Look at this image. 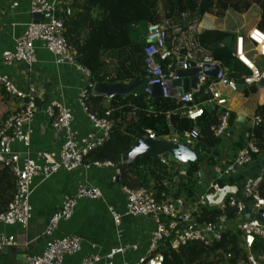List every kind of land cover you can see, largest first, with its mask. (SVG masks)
Listing matches in <instances>:
<instances>
[{"label": "built area", "instance_id": "obj_1", "mask_svg": "<svg viewBox=\"0 0 264 264\" xmlns=\"http://www.w3.org/2000/svg\"><path fill=\"white\" fill-rule=\"evenodd\" d=\"M30 12L32 16L47 15L49 17L27 24L22 36L16 39L15 46L3 52L2 60L8 66L22 67L24 65L34 68L38 64L37 49L41 44L42 48L56 57L58 64L75 67L85 80L80 103L83 113L92 123L93 128L87 135L80 136L73 129L75 112L57 101H52L46 106L45 114L51 121L53 130L61 135L60 139L58 138L60 147L56 152L41 150L35 158H31L26 151L30 150L32 138L35 135L31 122L37 113L38 87L31 83L21 84L14 77L0 71V102L13 99L21 104V107L8 115L0 126V164L10 168L17 182L14 200L7 211L0 215V250L3 247L17 245L13 237L5 234V227L28 228L33 215L30 200L36 179L47 181L60 172L71 174L80 168L89 169L91 166L115 168L113 181H117L120 176V170L110 162L85 163L86 158L93 151L101 148L110 139L114 123L109 119V110L105 117L98 118L91 114L85 105L84 100L90 92H93L95 81L92 79L91 72L77 62L76 52L65 38L64 17L72 14V8L60 4L57 0H30ZM199 23L165 20L148 24L143 49L144 78L154 85L161 86L165 96L168 93L167 83L179 81L181 79L179 73L192 68L191 64L200 70L205 67L218 68L219 73L216 78L204 73L199 74L196 88L177 97V101L188 106L185 115L192 121L202 117L206 108L219 107L222 112L214 133L217 138L224 140L230 137L232 111L226 107V100L216 90V86L235 91L238 84L227 78L228 68L215 59L200 43ZM251 54L264 58V31L257 27L249 31L247 37L238 35L236 41L234 57L251 72L244 78L245 87L258 85V82L264 79V67H258L251 59ZM205 87L212 99L207 104H194L195 95ZM260 121V118L256 117L257 126ZM146 132V137L152 140L160 139L151 130ZM198 136L199 129L194 128L191 132L181 135L172 132L163 139L195 145ZM244 142V147L233 160L216 161L213 167L216 175L214 181L201 185L204 188L200 187L191 199L181 196L177 200L169 199L159 202L147 189L123 188L126 196V212L122 214L114 207L109 208L120 241L118 246L110 248L107 252L93 253L83 258L79 264H164L162 250H178L194 242L209 246L219 241L222 234L227 231L242 233L243 247L248 252V264H264V257L251 252L256 238L264 241V191L261 190L264 172L245 175L258 163L262 153L251 141L249 133L244 135ZM16 144L23 147L26 156L22 152L13 150ZM161 162L166 166L171 164L165 159H161ZM186 176L187 169L180 167L179 177ZM232 178L238 180L237 187L242 198L228 196L220 206L211 207L207 196L213 194L214 189L220 186V181L226 183ZM82 199L101 200L102 192L99 187L81 185L75 193L65 195L61 207L52 215L43 233L45 239L43 252L29 257L30 264H63L66 258L74 257L81 252L83 239L80 236L56 237V232L61 223L72 219ZM214 210L221 212L215 221L200 222L203 211ZM228 211H235L234 219L228 217ZM127 216L148 217L153 221L154 230L148 243L122 241V220ZM130 254L135 257L130 259L128 257Z\"/></svg>", "mask_w": 264, "mask_h": 264}, {"label": "trees", "instance_id": "obj_2", "mask_svg": "<svg viewBox=\"0 0 264 264\" xmlns=\"http://www.w3.org/2000/svg\"><path fill=\"white\" fill-rule=\"evenodd\" d=\"M261 11L257 28L264 31V0H85L74 1L72 14L64 17L65 38L76 52L77 62L85 66L92 74L95 82L106 80L104 73L106 55L110 51H121L127 46L135 48V76L133 81L144 79L143 49L144 45L136 42L131 29L136 24L148 26L165 20L177 22H201L205 15L218 19L232 10L239 15L250 11L252 7ZM187 13L189 15H183ZM147 28V27H146ZM239 33L218 29H208L199 34L200 43L228 68L227 78L243 85L244 78L251 74L241 62L234 57L236 41ZM126 47V48H125ZM127 64H123L126 67ZM120 79L127 76L118 75ZM212 80V79H211ZM257 85L245 87L241 92L247 95ZM212 99L207 87L194 97V104H207ZM103 97L90 92L84 102L91 114L98 118L105 117L107 109L102 104ZM188 106L178 103L170 97L151 98L146 93L140 95L114 96L111 99L109 119L113 121L110 139L99 149L93 151L85 163H112L120 170L118 184L131 190L147 189L159 201L177 200L181 196L188 199L194 197L201 187L198 172L201 164L214 167L217 157L205 154L202 163H192L187 169L185 178L179 177L180 166L171 163L162 164L161 159L144 155L138 162L129 166L122 164L131 147L140 137L147 136L151 130L156 137L164 138L172 132L183 134L199 129L195 146L219 151L223 140L215 136L214 129L219 125L221 109L208 107L202 117L196 121L186 118ZM231 115L230 123L233 121ZM256 117L260 123L249 131L251 141L264 153V147L254 141L253 134L260 131L264 137V102L257 108ZM171 124V127H170ZM254 131V133H253ZM244 137L236 142V149L244 147ZM237 184L232 178L226 183L220 181L221 187ZM264 191V179L261 186ZM17 191L16 178L9 167L0 164V215L11 205ZM221 214L220 211H203L200 222H213ZM230 219L235 218V211H228ZM243 235L239 231H227L219 241L209 246L199 242L189 243L178 250L164 249V264H248V252L243 247ZM254 255L264 257V241L256 238L251 249Z\"/></svg>", "mask_w": 264, "mask_h": 264}, {"label": "crops", "instance_id": "obj_3", "mask_svg": "<svg viewBox=\"0 0 264 264\" xmlns=\"http://www.w3.org/2000/svg\"><path fill=\"white\" fill-rule=\"evenodd\" d=\"M57 1L72 8L74 1L82 2L85 0ZM14 5L17 6L14 7ZM260 14L261 11L259 10L258 20ZM0 15V71L5 75L14 77L21 84L31 83L38 87L39 90L37 113L31 122L35 135L32 138L30 150L26 151L28 156L35 158L36 154L41 150L56 152L60 147L59 137L61 135L53 130L51 121L45 114L46 106L52 101H57L62 106L75 112L76 119L73 123V129L80 136H85L91 132L93 128L92 123L83 113L80 103L81 91L85 85V80L75 67L58 64L56 57L42 48L41 44L37 49L38 64L34 68H28L24 65L22 67L8 66L2 60L3 52L12 49L15 46L16 39L22 36L26 25L35 21L34 16L30 12V0H0ZM228 16H231L229 11L224 18L220 19L223 22H212L213 27L206 26V28H202L201 23H199V31L218 29L239 33V35L247 37L251 28L248 29L246 25L240 23H231L227 19ZM146 27H143L136 35V42L140 45L145 44ZM136 29L140 30V27ZM132 48L133 46L129 45L122 51L117 49L116 51L108 52L105 58L106 67L103 73L106 80L104 82H95V85L97 83L105 85H130L137 82L132 80L135 76V65L130 64L134 63L135 58V48H133L134 50ZM256 56L258 57L255 62L256 65L263 68L264 58ZM123 64H127V66L123 67ZM118 70L123 76H127V78L120 79L116 75ZM140 80H143L144 84L147 81L145 78ZM172 88L174 89L172 91L178 92L176 87L172 86ZM244 88L234 91L219 85L216 86V90L226 100V107L232 111V115L234 116L230 129V132L233 134L223 140L221 149L217 151L219 157L216 161L233 160L240 151L238 148L236 149V142L242 136L244 137L246 133H249L250 130L257 127L256 111L264 102V87L257 85L256 89L247 95L241 93ZM102 104L107 110H110L111 99L103 97ZM20 107L21 104L13 99L0 102V126L5 122L8 115L14 113ZM253 135L254 141L264 147L262 133L256 131ZM225 142L226 145H224ZM13 150L22 152L26 156L23 147L18 144L14 145ZM213 151L216 152L215 150ZM263 159L264 153L260 156L258 163ZM200 170L204 171L206 184L214 181L215 178L212 177L213 167L207 165L204 161L201 164ZM262 171L264 172V167L255 172H250L249 170L245 175L257 174ZM114 175L115 168L91 166L89 169L80 168L71 174L60 172L47 181H42L39 178L36 179L30 200L33 208L31 222L27 229H23L20 226H8L4 228L5 234L13 237L17 245L3 247L0 250V264H30L28 261L29 257L40 255L45 247L43 233L49 225L50 218L61 207L64 196L75 193L81 185L99 187L102 192V199H82L79 201L72 219L61 223L59 226L56 237L77 235L83 239L81 252L74 257L66 258L63 264H79L83 258L93 253L99 251L107 252L110 248L118 246L120 241L117 237L109 208L114 207L118 212L125 213L126 196L118 181H113ZM230 186H237V184L231 183ZM121 228L123 230L122 241L143 244L150 241L154 225L153 221L148 217L131 218L127 216L123 218ZM128 257L133 259L135 255L130 254Z\"/></svg>", "mask_w": 264, "mask_h": 264}, {"label": "water", "instance_id": "obj_4", "mask_svg": "<svg viewBox=\"0 0 264 264\" xmlns=\"http://www.w3.org/2000/svg\"><path fill=\"white\" fill-rule=\"evenodd\" d=\"M49 16L35 15V21L42 20L43 18H48ZM187 71H181L179 75L181 79L175 83L168 82V93L164 96L162 93L161 86L154 85L151 81H146L145 84L143 80H139L133 84H113L105 85L102 83H97L93 90V93L102 97H114V96H126V95H140L146 93L151 98H161L170 97L175 99L178 96H182L188 93L191 89L197 86V76L204 73L212 78H216L219 69L205 67L203 70L195 68L194 64ZM259 87H264V79L258 82ZM172 86L178 89V92L174 90ZM244 88V85H238L237 89ZM233 133L230 132V135ZM226 145V142L224 143ZM205 154L213 155L219 157L218 152L208 150L205 148L198 149L195 145L183 142H173L165 139L152 140L149 137H140L134 142L131 147L129 154L122 158V164L129 166L138 162L139 158L144 155H150L152 157H157L170 161L171 163L178 164L182 168L188 169L192 163H202L203 156ZM264 159L254 165L250 172H255L256 170L263 169ZM199 182L204 186L206 185V179L204 177V171L200 170L198 172ZM212 177H216L214 171L212 172ZM228 196H235L241 199V193L237 186L226 185L224 187H216L213 194L207 196L208 204L211 207L220 206Z\"/></svg>", "mask_w": 264, "mask_h": 264}, {"label": "rangeland", "instance_id": "obj_5", "mask_svg": "<svg viewBox=\"0 0 264 264\" xmlns=\"http://www.w3.org/2000/svg\"><path fill=\"white\" fill-rule=\"evenodd\" d=\"M258 9H259L258 7L254 6V7H252V9L250 11H248L247 13H245L243 15H239L236 12L230 10L229 12H230L231 16H228L227 19L231 23H240V24L246 25L248 29L251 28L250 30H252L253 28H255L257 26V23H258V11L260 10V9L259 10ZM181 14H183L185 16L189 15L187 13H181ZM237 15H238V17H237ZM201 21H202V22H200L201 27L206 28V26L207 27H213L212 22H216V21L219 22L220 19H218V18L214 19V17H212L210 15H205ZM221 22H223V20L220 21V23ZM138 27H140V30L136 29ZM143 27H144V24H136L135 26H132L131 29L133 31V34L136 36L138 34V32L142 30ZM251 59L254 62H256L258 57L256 56V54H252ZM119 74H121V72L118 70L116 72V75H119ZM203 188L204 187L201 186V189H203Z\"/></svg>", "mask_w": 264, "mask_h": 264}]
</instances>
